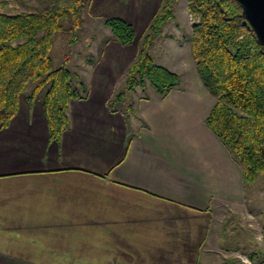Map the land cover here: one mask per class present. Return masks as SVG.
<instances>
[{
	"label": "crops",
	"instance_id": "crops-1",
	"mask_svg": "<svg viewBox=\"0 0 264 264\" xmlns=\"http://www.w3.org/2000/svg\"><path fill=\"white\" fill-rule=\"evenodd\" d=\"M163 4L89 0L101 34L68 59L79 96L60 138L44 92L21 95L0 130V264H213L203 251H230L218 219L242 203L243 169L206 122L218 99L197 70L188 9L186 33L169 19L150 49L179 84L163 97L148 84L114 101ZM111 17L134 27L132 43L106 26ZM226 255L216 264H235Z\"/></svg>",
	"mask_w": 264,
	"mask_h": 264
},
{
	"label": "trees",
	"instance_id": "trees-1",
	"mask_svg": "<svg viewBox=\"0 0 264 264\" xmlns=\"http://www.w3.org/2000/svg\"><path fill=\"white\" fill-rule=\"evenodd\" d=\"M174 2L164 0L115 102L137 87L149 84L163 97L179 84L180 76L156 63L149 52L154 37L173 16ZM187 2L197 20L189 37L192 55L204 85L218 99L206 122L242 165L244 184H252L264 175V48L244 24L235 0ZM86 5V0H38L33 9L0 11V130L10 124L21 95L34 83L30 98L43 89L51 137L60 138L68 125V106L79 91L73 85L69 58L54 67L51 50L63 20H70L67 30L77 36ZM105 24L122 44L134 41L130 23L111 17Z\"/></svg>",
	"mask_w": 264,
	"mask_h": 264
},
{
	"label": "rangeland",
	"instance_id": "rangeland-1",
	"mask_svg": "<svg viewBox=\"0 0 264 264\" xmlns=\"http://www.w3.org/2000/svg\"><path fill=\"white\" fill-rule=\"evenodd\" d=\"M37 2L38 0H0V11L15 13L17 11L33 9L37 5ZM86 2L87 5L83 13L84 23L78 30L77 36H73V33L67 30L71 24L70 20L65 19L62 21L63 30L56 34L51 50L54 67H59L67 57H74L86 52V38L101 34L100 28L102 24L100 21L90 20L88 12L93 10V8L88 5L89 0H86ZM187 4V0H175L172 5V19L170 18V20L168 19L169 21L167 20L168 22L166 21L167 23L165 22L166 24H169L171 21L175 22L181 27L183 33H186V30L184 29L185 25L181 13L186 12ZM186 14L189 20V30H191L192 34L193 26L197 20L192 17L189 11ZM164 24L162 25L163 28ZM244 24L247 25L246 23ZM137 29H140L139 24ZM156 37L153 39V44ZM74 63L75 61H73ZM34 85V83H30L25 93L30 92ZM42 92L43 89L39 94H42ZM129 99L128 97L124 98L122 102L127 103ZM243 196L242 203L232 207L226 219H218V221H222L221 226L226 230V233L223 232L224 243L221 242L222 246L230 251H221L222 254L220 252L203 251V262L208 257V254L216 256L213 264L219 263V255L223 257L224 254H229L226 255V259L235 264H264V175L259 176V179L252 184L245 183Z\"/></svg>",
	"mask_w": 264,
	"mask_h": 264
},
{
	"label": "water",
	"instance_id": "water-1",
	"mask_svg": "<svg viewBox=\"0 0 264 264\" xmlns=\"http://www.w3.org/2000/svg\"><path fill=\"white\" fill-rule=\"evenodd\" d=\"M241 15L253 30L258 43L264 48V0H235Z\"/></svg>",
	"mask_w": 264,
	"mask_h": 264
},
{
	"label": "built area",
	"instance_id": "built-area-1",
	"mask_svg": "<svg viewBox=\"0 0 264 264\" xmlns=\"http://www.w3.org/2000/svg\"><path fill=\"white\" fill-rule=\"evenodd\" d=\"M246 23V22H245ZM247 24V23H246ZM248 25V24H247Z\"/></svg>",
	"mask_w": 264,
	"mask_h": 264
}]
</instances>
